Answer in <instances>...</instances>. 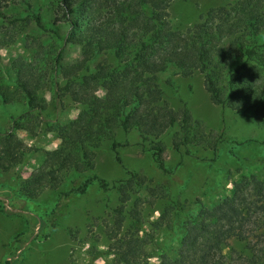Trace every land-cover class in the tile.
Returning <instances> with one entry per match:
<instances>
[{"label":"trees","instance_id":"1","mask_svg":"<svg viewBox=\"0 0 264 264\" xmlns=\"http://www.w3.org/2000/svg\"><path fill=\"white\" fill-rule=\"evenodd\" d=\"M172 1L51 0L52 19L46 22L27 0V13L14 17L5 14L7 3L0 0V32L5 30L8 35L7 39H0V44L13 41L16 35L3 23L32 21L42 32L51 34L60 43L55 54L49 51L48 64L64 80L63 91L87 104L76 118L60 126L59 146L45 152L42 168L50 172H36L34 181L22 186L29 199L46 188L60 186L61 172L80 175L94 168L95 152L86 143L88 132H95L98 140L111 139L114 159L132 182L136 174L127 170L117 152L127 142L113 139L108 127L112 120L124 131L137 129L141 140L151 142V159L164 175H171L173 168L163 161L164 143L155 139L174 126H177L171 138L174 150L201 145L215 157L218 145L225 139L223 133H206L202 122L193 119L186 107L169 106L158 84L159 73L167 71L189 77L198 72L212 103L234 109L242 97L243 113L264 116V0H234L212 6L185 28H174L169 20ZM66 44L80 50L74 60L61 64V51ZM107 51L112 52L121 72L112 83L106 80L113 71L111 64L106 58L95 62ZM10 64L20 97L29 94V89L42 88L47 76L45 68L21 57L12 59ZM99 87L105 89L103 96L95 94ZM12 97L9 88L0 85L1 103L12 101ZM30 101L33 109L46 108L44 99ZM34 124H18L17 128L32 131ZM246 141L255 139L247 138L237 144ZM27 150L28 146L15 133L0 130V170L9 171L25 163ZM261 163L264 169V155ZM94 180L102 190L110 188L104 179L89 176L77 191L84 192ZM118 189L121 192L116 210L118 219L110 225L109 251L104 254L113 255L114 261L122 264H145L148 242L140 236L144 227L141 202L135 201L127 212L124 207L130 196L124 188ZM149 190L153 196L161 193L169 202V210L174 215L184 213L191 223L180 239L176 257L158 264H264V183L255 181L254 175L242 176L225 201L202 205L196 214L189 209L185 211L178 201L171 199L166 185ZM60 206L58 202L54 217ZM166 221L172 228L171 215ZM37 222L42 226V220ZM22 234L12 237L11 251L0 264H22L21 251L16 252V247L25 241ZM234 242L239 244L229 245Z\"/></svg>","mask_w":264,"mask_h":264},{"label":"rangeland","instance_id":"2","mask_svg":"<svg viewBox=\"0 0 264 264\" xmlns=\"http://www.w3.org/2000/svg\"><path fill=\"white\" fill-rule=\"evenodd\" d=\"M3 1L7 3L4 8L7 16H24L27 13L25 0ZM27 1L32 8H37L44 21H51V0ZM233 1L173 0L168 8L169 20L174 28H185L197 21L208 8ZM3 25H8L10 32L16 35L13 41L0 44V85L7 86L13 96V100L5 104L0 101V130L15 133L29 150L25 154L28 158L25 163L9 171L0 170V263L11 251L12 237L22 232L21 238L25 241L16 247V252L21 251L22 264H122L115 262L113 255L104 254L109 251L110 225L118 219L119 187L130 196L124 210L128 212L138 199L141 202L144 227L140 236L148 242L145 245L148 252L145 264L169 262L176 257L180 239L191 228V223L184 213L175 212L174 215V211L168 208L167 199L159 192L151 195L150 188L166 185L171 199L178 201L185 211L189 209L196 214L202 205L225 201L242 176L249 178L254 175L255 181L264 183L261 163L264 116L243 113L242 97L234 109L212 103L204 88L203 76L198 72L184 77L165 71L158 74V84L168 105L173 109L186 107L193 119L202 122L206 133H223L225 139L218 145L215 157L209 148L201 145L174 150L171 141L177 130L174 126L155 139L164 143L163 161L173 168L171 175H164L151 159V142L141 140L137 129L124 131L116 120H112L108 127L113 132V139L127 142L117 152L127 170L136 174L132 182L127 180L125 169L114 159L111 139L98 140L95 132H88L86 143L95 152L94 168L80 175L71 171L61 172L63 182L60 186L46 188L36 198L29 199L22 186L33 182L36 172H50L48 168H42L45 152L59 146L58 129L76 118L87 104L85 100L63 91L64 80L47 62L56 53L59 40L42 32L32 21ZM7 38L5 30L0 32L1 40ZM79 50L78 46L64 45L59 62H71ZM49 51H52L51 55ZM17 57L47 70L42 88L29 89L24 98L16 93V77L11 70L10 61ZM102 58H106L113 67L106 79L107 83H112L121 74L117 61L110 51L100 55L95 62ZM104 93L103 87L95 92L98 96ZM32 99H44L46 108L42 111L33 109ZM29 123H35L32 131L17 128L18 124L25 126ZM247 138L255 141L237 144ZM89 176L104 179L110 188L102 190L94 180L84 192H78L77 188ZM74 179L75 183L71 182ZM58 202L61 210L54 217L52 213ZM168 215L172 216V228L167 225ZM37 219L42 220V226ZM28 236L31 237L26 240Z\"/></svg>","mask_w":264,"mask_h":264}]
</instances>
